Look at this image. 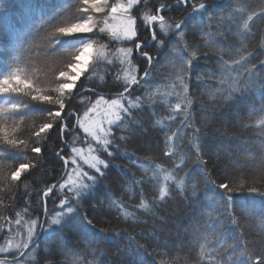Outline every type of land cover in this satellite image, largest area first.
<instances>
[{
    "label": "snow or ice",
    "instance_id": "snow-or-ice-1",
    "mask_svg": "<svg viewBox=\"0 0 264 264\" xmlns=\"http://www.w3.org/2000/svg\"><path fill=\"white\" fill-rule=\"evenodd\" d=\"M238 2L24 5L35 27L0 71V264H264V0ZM177 201V240L99 226Z\"/></svg>",
    "mask_w": 264,
    "mask_h": 264
},
{
    "label": "trees",
    "instance_id": "trees-1",
    "mask_svg": "<svg viewBox=\"0 0 264 264\" xmlns=\"http://www.w3.org/2000/svg\"><path fill=\"white\" fill-rule=\"evenodd\" d=\"M30 2L49 4L52 2V0H0V71L6 70V66L11 59L10 55L3 54H14L16 47L21 43V41H27L32 35L35 25L28 18L26 9L24 7V5ZM55 2L62 6L67 2V0H55ZM73 2H75V0H73ZM242 4L243 0H239L237 6H242ZM74 14L75 9L73 8V15ZM71 18H73V16L68 17V19ZM173 18L179 19V16L174 15ZM38 22L39 21H36V23ZM77 36L78 35L76 34L74 36L65 37L62 39L66 41V46L69 48H75L81 43V41L77 39ZM258 44L259 40L252 44L251 47L255 48L258 46ZM230 131L239 132L240 129H230ZM49 143H53V141H49ZM116 163L120 162L117 161ZM49 166L50 165H46V167ZM110 175L111 180L118 179V177H116L114 174ZM111 180L105 181L104 183L110 184ZM84 207L87 208L88 205L85 204ZM190 213V206L177 201L175 203L170 202L165 208L158 210L157 215L163 216L165 218L164 221L141 214L140 222H138L135 227H128V225L133 223L132 221H124L122 217L117 219L115 216H113L111 218H104L110 221L109 224L99 226L105 227L109 231H115L117 229L123 228L129 232L134 231L136 233H140L141 231H144L145 234L155 229H163L167 234H170L173 240H177L179 238L178 234H183L185 231V226L188 224L187 216L190 215ZM41 247H43V245H41ZM112 251L114 252L115 249H112ZM173 255L175 256L177 254L173 253ZM179 255L181 257L180 264H185L184 257L186 252L179 253ZM52 259H58V257H52ZM188 264H191V261H188Z\"/></svg>",
    "mask_w": 264,
    "mask_h": 264
},
{
    "label": "rangeland",
    "instance_id": "rangeland-1",
    "mask_svg": "<svg viewBox=\"0 0 264 264\" xmlns=\"http://www.w3.org/2000/svg\"><path fill=\"white\" fill-rule=\"evenodd\" d=\"M77 35H79V34H77Z\"/></svg>",
    "mask_w": 264,
    "mask_h": 264
}]
</instances>
